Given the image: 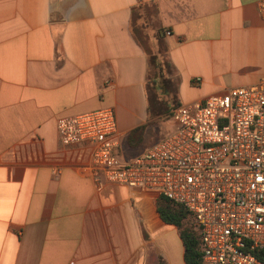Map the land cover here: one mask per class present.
I'll list each match as a JSON object with an SVG mask.
<instances>
[{
  "label": "crops",
  "instance_id": "crops-1",
  "mask_svg": "<svg viewBox=\"0 0 264 264\" xmlns=\"http://www.w3.org/2000/svg\"><path fill=\"white\" fill-rule=\"evenodd\" d=\"M262 80L264 0H0V264H186L161 195L100 186L58 121L113 109L125 163L174 108Z\"/></svg>",
  "mask_w": 264,
  "mask_h": 264
},
{
  "label": "built area",
  "instance_id": "built-area-1",
  "mask_svg": "<svg viewBox=\"0 0 264 264\" xmlns=\"http://www.w3.org/2000/svg\"><path fill=\"white\" fill-rule=\"evenodd\" d=\"M179 128L143 155L114 154L113 109L58 121L63 146L88 143L102 182L157 191L184 207L200 239L202 264H264V80L180 105Z\"/></svg>",
  "mask_w": 264,
  "mask_h": 264
},
{
  "label": "trees",
  "instance_id": "trees-1",
  "mask_svg": "<svg viewBox=\"0 0 264 264\" xmlns=\"http://www.w3.org/2000/svg\"><path fill=\"white\" fill-rule=\"evenodd\" d=\"M138 131H134V134ZM158 213L165 223L180 228L185 247L186 264H202L199 235L195 230L186 225V220L189 217L188 211L184 207L177 206L169 199L160 196L158 200ZM255 255L264 261V251H256ZM159 264L165 263L160 260Z\"/></svg>",
  "mask_w": 264,
  "mask_h": 264
},
{
  "label": "rangeland",
  "instance_id": "rangeland-1",
  "mask_svg": "<svg viewBox=\"0 0 264 264\" xmlns=\"http://www.w3.org/2000/svg\"><path fill=\"white\" fill-rule=\"evenodd\" d=\"M168 129V125H165L164 127H157L156 130H157V133L159 134H163L164 131H166ZM186 225H188L189 227H191L193 230H194V227H193V220L191 217H188V219L186 220Z\"/></svg>",
  "mask_w": 264,
  "mask_h": 264
}]
</instances>
